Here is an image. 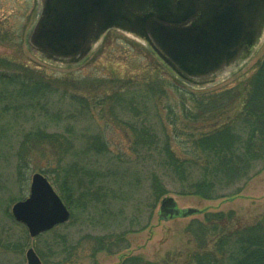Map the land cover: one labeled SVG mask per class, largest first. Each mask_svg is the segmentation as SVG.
Wrapping results in <instances>:
<instances>
[{"label": "trees", "instance_id": "16d2710c", "mask_svg": "<svg viewBox=\"0 0 264 264\" xmlns=\"http://www.w3.org/2000/svg\"><path fill=\"white\" fill-rule=\"evenodd\" d=\"M119 88L126 92L106 93L94 103H107L112 116L123 120L130 138L114 154L111 144L96 134L74 152L72 136L48 131L47 126L63 119L92 117L87 97L67 96L64 89L55 100L59 88L54 78L37 66L0 56V152L14 161V181H24L32 162L45 158L54 165L38 169L47 174L70 211L86 212L92 223L93 215L105 217L104 227L111 228L117 227L118 216L140 188L152 210L171 191L205 199L235 195L239 183L264 168V54L250 73L239 76L231 86L195 92L147 77L129 78ZM66 96L69 108L63 111L60 103ZM23 122L33 124L27 131L19 130ZM73 217L71 213L63 225ZM132 222L134 227L140 220L135 217ZM57 226L37 236L49 234L53 241L44 248L34 244L42 264H47V256L68 254L73 247L78 254L72 261L84 264L85 249L93 255L111 252L115 246L124 248L118 244L133 229L86 233L73 245L66 235L57 234ZM185 231L193 244L186 264H264V213L253 223L239 224L233 210L206 209ZM27 241L25 229L14 238L0 225V264H12L8 255H21ZM119 264L159 263L129 255Z\"/></svg>", "mask_w": 264, "mask_h": 264}, {"label": "rangeland", "instance_id": "374dc122", "mask_svg": "<svg viewBox=\"0 0 264 264\" xmlns=\"http://www.w3.org/2000/svg\"><path fill=\"white\" fill-rule=\"evenodd\" d=\"M39 7V0H0V56L13 57L17 61L37 66L46 76L54 78L59 88L53 95L55 100L60 97L64 89L67 91V96L69 94H84L87 97L93 118L63 119L58 123H48L47 126L48 131H57L72 136L74 152L79 151L96 134H100L111 144L114 154L120 144L130 138V135H126L128 132L122 123L123 120L112 116V111L107 107V103L104 105L94 103L96 100H101L106 93L110 94L114 91L125 93V90L119 88L120 83L125 80L155 77L160 78L166 86L174 82L182 89L195 92L231 86L239 76L250 73L264 54L263 40L262 44L257 46L250 56L242 63L230 67L228 72L218 77L214 84L199 86L178 79L145 41L132 33L110 28L83 61L71 65L54 63L44 59L27 45L28 32L36 20ZM6 35L8 37L3 38ZM166 88L169 91V87ZM169 94L172 95L170 92ZM67 96L64 97L65 101L62 100L60 103L64 106L62 107L63 111L69 108ZM163 100L165 101V98ZM151 123H155V118L151 120ZM32 124V122H23L18 129L27 131ZM67 128H70L69 133L66 132ZM9 136L6 138L11 140ZM6 154L3 151L0 152V225H3L14 238H17L22 229H25L27 234L28 232L24 225L12 218L11 205L27 195L32 173L39 171L44 174L38 168L42 166L43 169L45 167L48 169L49 165H54V163L45 158L38 160V163L33 161L32 167L25 171L26 179L16 183L14 181V161L5 157ZM52 185L59 193L56 186ZM142 186L143 184L140 185V187ZM238 186H240V190L237 194L216 199H205L198 195H180L172 191L165 196H172L176 200L177 206L181 208H208L210 211L220 210L223 212L233 210L239 224L253 223L264 213V168L245 182L239 183ZM170 188L174 189L172 186ZM140 189L125 212L118 216L117 227L105 228V217L100 219L95 215L90 217L95 219L92 223L87 220L86 212L75 209L70 211L74 217L67 226H64L63 223L57 226V234L66 235L74 245L86 233L104 234L109 229H115L113 231L119 233L133 228L123 235L124 240L118 244L126 245L124 248L118 250L115 246L111 252L101 250L93 255H90L85 249L82 253L84 264H119L129 255H139L145 260L159 264H186L187 253L193 249V244L190 242L185 228L193 218L201 219L202 214L174 217L168 220L161 219L158 216L159 202L150 210L149 203L151 201L146 198L147 194L143 192L144 189ZM7 205L8 209H6ZM135 217L139 218L140 223L131 227ZM51 240L49 234L40 237H30L28 234V241L23 253L8 255L10 263L28 264L25 257L26 249L32 247L38 254L34 244L44 248L45 245L53 242ZM73 248L68 254L60 253L57 257L47 256V264H63L64 262L74 264L72 260L78 252L76 253ZM40 264H42V260Z\"/></svg>", "mask_w": 264, "mask_h": 264}, {"label": "water", "instance_id": "95a60500", "mask_svg": "<svg viewBox=\"0 0 264 264\" xmlns=\"http://www.w3.org/2000/svg\"><path fill=\"white\" fill-rule=\"evenodd\" d=\"M27 36L30 49L46 60L71 65L84 60L109 28L147 42L179 78L196 85L216 81L250 55L264 26V0H39ZM181 208L172 196L160 200L158 216L168 220L203 212ZM30 237L68 221L70 210L41 172L32 173L28 193L10 208ZM28 264L41 260L32 247Z\"/></svg>", "mask_w": 264, "mask_h": 264}, {"label": "flooded vegetation", "instance_id": "af4514ba", "mask_svg": "<svg viewBox=\"0 0 264 264\" xmlns=\"http://www.w3.org/2000/svg\"><path fill=\"white\" fill-rule=\"evenodd\" d=\"M263 40H264V36H263V34H262V35H260V36L257 38V40H256V43H257V46H258V47L262 44Z\"/></svg>", "mask_w": 264, "mask_h": 264}, {"label": "bare ground", "instance_id": "6f19581e", "mask_svg": "<svg viewBox=\"0 0 264 264\" xmlns=\"http://www.w3.org/2000/svg\"><path fill=\"white\" fill-rule=\"evenodd\" d=\"M49 180V179H48ZM50 181V180H49ZM51 183V182H50ZM52 184V183H51ZM53 186V185H52ZM58 193V192H57ZM59 194V193H58ZM59 196H60V194H59ZM61 197V196H60Z\"/></svg>", "mask_w": 264, "mask_h": 264}]
</instances>
